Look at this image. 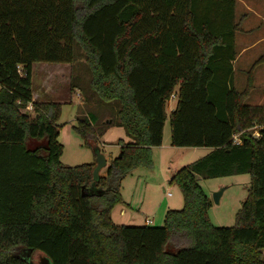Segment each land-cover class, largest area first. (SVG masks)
I'll return each mask as SVG.
<instances>
[{"label":"trees","instance_id":"1","mask_svg":"<svg viewBox=\"0 0 264 264\" xmlns=\"http://www.w3.org/2000/svg\"><path fill=\"white\" fill-rule=\"evenodd\" d=\"M235 1L0 0V264H34L23 248L50 264H264V105L245 102L264 56L236 89ZM75 45L129 138L97 180L95 162L60 161V102L31 97L32 64L72 62ZM172 95L170 144L211 150L170 172L183 203L163 224H117L120 181L150 163ZM73 128L95 145L91 122ZM244 172L235 223L214 225L199 178Z\"/></svg>","mask_w":264,"mask_h":264},{"label":"rangeland","instance_id":"2","mask_svg":"<svg viewBox=\"0 0 264 264\" xmlns=\"http://www.w3.org/2000/svg\"><path fill=\"white\" fill-rule=\"evenodd\" d=\"M253 8L258 9L259 12L255 13ZM256 14L261 15L262 18L257 17ZM235 18H239L241 23H239L240 30L235 34V49L238 57L233 63V85L241 90L246 82L247 70L253 61L260 55L264 56V4L260 5L255 0H243V3L242 0H238L235 4ZM74 53L72 62L48 63L61 64L60 71L65 73L64 81L61 79L58 83L57 73L50 79L55 88L58 84L61 86L57 96L61 104L60 112L56 119L57 140L62 144L60 161L66 165L95 162L96 150H98L108 163L119 152L118 139L127 140L128 136L124 128L117 123V104L114 101H99L91 90L89 86L91 73L83 50L75 45ZM37 64L41 63H34V69ZM254 75L253 78H257L259 82L253 86L256 90L250 92L245 102L264 105V61L255 66ZM33 79L35 81L38 79L37 72ZM257 95L258 97H255ZM175 101L172 95L166 102L167 117L162 130L163 142L151 148L150 163L137 165L120 181L118 192L121 202L115 203L112 215L113 221L117 224H163L166 210L180 208L183 203L179 186L175 182L168 181L169 171L209 151L206 146L170 144L168 115L175 106ZM77 119H86L97 130V141L93 142L94 146L85 145L73 128ZM255 126L257 125H254L253 129ZM237 136L238 133L235 134V137ZM104 170L105 166L101 167L99 174H104ZM250 179L249 172L199 178L200 185L210 198L207 214L214 225L229 226L235 223L236 213L240 209L242 200L247 196ZM220 188L223 189L218 202H214L211 194ZM119 207H124L127 216L130 213L136 219L119 217L115 212ZM144 217L150 219V222H144ZM29 257L34 264H47L45 255L40 251L31 252Z\"/></svg>","mask_w":264,"mask_h":264},{"label":"crops","instance_id":"3","mask_svg":"<svg viewBox=\"0 0 264 264\" xmlns=\"http://www.w3.org/2000/svg\"><path fill=\"white\" fill-rule=\"evenodd\" d=\"M236 1H238V0H236ZM236 1H235V4H236ZM255 2L256 3H258V4H260V5H262V4H264V0H255ZM242 3H243V0H242ZM248 10H250L251 11V9H249V8H247ZM253 10L255 11V13H258L259 12V10L258 9H255V8H253ZM257 15V14H256ZM257 17H259V18H262L261 17V15L259 16V15H257ZM236 19V18H235ZM236 20H240L239 18L238 19H236ZM240 23H241V21H240ZM237 32V31H236ZM236 34V33H235ZM263 37H264V35H263ZM244 47H242V49H243ZM241 49V50H242ZM238 56H237V54H236V57H235V59H234V61L236 60V58H237ZM234 61H233V63H234ZM34 63H41V64H37V66L35 67V69L33 68V64ZM33 64H32V69H31V75H32V100L34 101V100H47V99H50V100H53V101H57V102H60L58 99H57V96L59 95V93H60V88H61V86H60V84H58V87L57 88H55L54 87V85L53 84H51V82H50V79L51 78H53L56 74L55 73H57V75L56 76H58L57 77V80H58V83L61 81V79H62V81H64L65 80V73L64 72H61L60 71V65L61 64H54V65H50V64H48V63H53V62H34ZM47 63V64H46ZM56 65V66H55ZM254 69H255V66L253 67V69H252V74L254 75ZM57 70H58V72H57ZM35 72H37V74H38V79L35 81V79H33L34 78V75H35ZM255 76V75H254ZM256 77V76H255ZM256 79V80H255ZM258 79L257 78H253V85H256V83L257 82H259V81H257ZM63 83H65V82H63ZM255 88L253 87L252 88V90H251V92L254 90ZM256 90V89H255ZM255 95V94H254ZM259 95H260V93H259ZM255 97H258V95L257 96H255ZM28 108L30 109L31 108V105H28ZM164 126V125H163ZM129 138H127V140H128ZM123 140H125V139H123ZM170 140V139H169ZM126 141V140H125ZM163 142V141H162ZM157 146V145H156ZM153 147V146H152ZM151 147V148H152ZM155 147V146H154ZM200 147H205V146H200ZM207 150H211V148L210 147H207ZM172 170H174V169H171L170 171H169V175H170V172L172 171ZM123 201V200H122ZM120 202H121V200H120ZM114 207H115V204L113 205V207L111 208V210H110V215H111V218H113L112 217V215H113V210H114ZM115 212H116V214L119 216V217H121V218H127V219H136V217H134V216H132L130 213H129V216H127L128 214H127V212H125V209H124V207H119V208H116V210H115ZM144 219H145V217H144ZM148 219V218H147ZM113 220V219H112ZM144 222H146L145 220H143ZM139 224H141V223H139Z\"/></svg>","mask_w":264,"mask_h":264},{"label":"water","instance_id":"4","mask_svg":"<svg viewBox=\"0 0 264 264\" xmlns=\"http://www.w3.org/2000/svg\"><path fill=\"white\" fill-rule=\"evenodd\" d=\"M106 158L102 153H100L98 150H96V159H95V164L92 169V178L93 180H97L99 177V170L101 167L105 166L106 167ZM223 188L218 189L217 191L212 192L211 198L213 199L214 202H218L219 196L222 192ZM31 249L30 248H23L22 250V257L26 260L29 259ZM47 260V264H50L48 258L45 256Z\"/></svg>","mask_w":264,"mask_h":264},{"label":"built area","instance_id":"5","mask_svg":"<svg viewBox=\"0 0 264 264\" xmlns=\"http://www.w3.org/2000/svg\"><path fill=\"white\" fill-rule=\"evenodd\" d=\"M255 134H257V132H254ZM234 141L238 142V138L234 136ZM146 222H150V219H145Z\"/></svg>","mask_w":264,"mask_h":264},{"label":"flooded vegetation","instance_id":"6","mask_svg":"<svg viewBox=\"0 0 264 264\" xmlns=\"http://www.w3.org/2000/svg\"><path fill=\"white\" fill-rule=\"evenodd\" d=\"M22 255V252L20 253V256Z\"/></svg>","mask_w":264,"mask_h":264}]
</instances>
